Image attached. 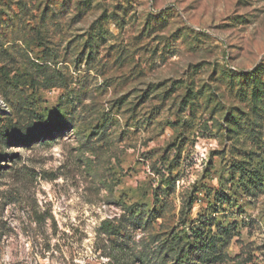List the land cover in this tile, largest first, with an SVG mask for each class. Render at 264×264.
Wrapping results in <instances>:
<instances>
[{
    "label": "rangeland",
    "instance_id": "374dc122",
    "mask_svg": "<svg viewBox=\"0 0 264 264\" xmlns=\"http://www.w3.org/2000/svg\"><path fill=\"white\" fill-rule=\"evenodd\" d=\"M0 126V264H264V0H0Z\"/></svg>",
    "mask_w": 264,
    "mask_h": 264
},
{
    "label": "trees",
    "instance_id": "16d2710c",
    "mask_svg": "<svg viewBox=\"0 0 264 264\" xmlns=\"http://www.w3.org/2000/svg\"><path fill=\"white\" fill-rule=\"evenodd\" d=\"M13 128H18V123H13ZM0 126V132H2ZM44 135L40 138H45ZM19 137L16 136V140ZM219 203L224 202V198L217 197ZM133 216L140 218L142 214L136 213ZM217 230H213V226ZM190 229L183 234L173 235L167 239L162 249L155 250L159 258L155 264H225L231 259L225 250L229 240L237 233L236 224L221 223L217 217L205 216L197 224L187 225ZM109 233L116 235L123 234L120 228L108 229ZM237 232V233H236ZM146 262V261H144ZM237 264V263H236Z\"/></svg>",
    "mask_w": 264,
    "mask_h": 264
}]
</instances>
